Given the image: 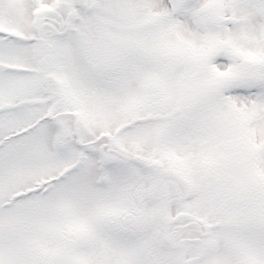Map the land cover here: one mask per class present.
<instances>
[{
    "label": "snow or ice",
    "instance_id": "obj_1",
    "mask_svg": "<svg viewBox=\"0 0 264 264\" xmlns=\"http://www.w3.org/2000/svg\"><path fill=\"white\" fill-rule=\"evenodd\" d=\"M0 264H264V0H0Z\"/></svg>",
    "mask_w": 264,
    "mask_h": 264
}]
</instances>
